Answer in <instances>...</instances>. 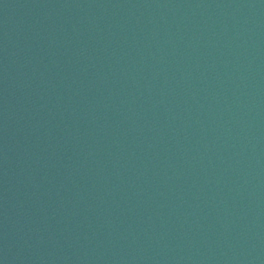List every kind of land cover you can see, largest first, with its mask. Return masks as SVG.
Instances as JSON below:
<instances>
[{"label":"water","instance_id":"1","mask_svg":"<svg viewBox=\"0 0 264 264\" xmlns=\"http://www.w3.org/2000/svg\"><path fill=\"white\" fill-rule=\"evenodd\" d=\"M0 264H264V0H0Z\"/></svg>","mask_w":264,"mask_h":264}]
</instances>
